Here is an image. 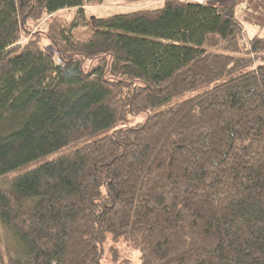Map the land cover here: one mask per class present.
I'll return each instance as SVG.
<instances>
[{
	"label": "trees",
	"instance_id": "trees-1",
	"mask_svg": "<svg viewBox=\"0 0 264 264\" xmlns=\"http://www.w3.org/2000/svg\"><path fill=\"white\" fill-rule=\"evenodd\" d=\"M103 1L0 0V176L111 129L0 187V264H264V36L234 3Z\"/></svg>",
	"mask_w": 264,
	"mask_h": 264
},
{
	"label": "rangeland",
	"instance_id": "rangeland-1",
	"mask_svg": "<svg viewBox=\"0 0 264 264\" xmlns=\"http://www.w3.org/2000/svg\"><path fill=\"white\" fill-rule=\"evenodd\" d=\"M214 4H227V3H234V9L236 16L241 20L243 28L245 29V36L247 37H253L255 35L264 36V0H211ZM144 4H148L151 6H157L161 4V0H104L101 3H91L84 5L85 15L89 18L96 17V16H103L107 14H112L116 12H122V11H129L133 8H136L138 6H142ZM65 15L71 16L75 12V8H70L64 11V13H67ZM44 26L43 20L40 21L38 28L34 27V29L30 32V34L35 31L36 29H42ZM242 43H245V40L243 37L240 39ZM41 44L42 46L47 49L49 52H51L55 56V50L53 49L49 39L46 37V35L42 34L41 36ZM213 85V83L201 85L195 88H192L186 92L181 93L178 96L173 97L172 99L165 101L164 103L157 105L155 107L146 108L144 110H141L137 113L130 114L127 116V118L119 123L117 126H126L134 123L143 122L146 120L148 115L158 109H161L162 107L172 104L176 101H179L183 98L189 97L193 94H196L208 87ZM111 129H105L103 131L94 133L91 136H88L84 139L77 140L74 143H71L67 146H63L56 151H53L51 153L44 154L40 157H37L17 168H14L4 175L0 176V187H6L9 184L11 176L14 174L21 172L27 168H30L32 166H35L45 160L51 159L53 157H56L60 154H63L77 146H80L84 142H87L95 137H98L104 132H109ZM1 227V225H0ZM111 241H107L105 243L104 247V255L102 257V262L107 263L110 260L111 252L108 250V246L110 245ZM117 247L119 249L120 257H128L131 259V264H138V253L137 251L133 250L132 248H129L123 243H117Z\"/></svg>",
	"mask_w": 264,
	"mask_h": 264
},
{
	"label": "built area",
	"instance_id": "built-area-1",
	"mask_svg": "<svg viewBox=\"0 0 264 264\" xmlns=\"http://www.w3.org/2000/svg\"><path fill=\"white\" fill-rule=\"evenodd\" d=\"M197 1H202V0H197Z\"/></svg>",
	"mask_w": 264,
	"mask_h": 264
}]
</instances>
